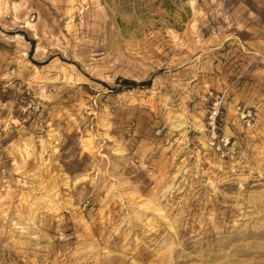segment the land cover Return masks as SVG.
<instances>
[{"label":"rangeland","instance_id":"1","mask_svg":"<svg viewBox=\"0 0 264 264\" xmlns=\"http://www.w3.org/2000/svg\"><path fill=\"white\" fill-rule=\"evenodd\" d=\"M0 264H264V0H0Z\"/></svg>","mask_w":264,"mask_h":264},{"label":"trees","instance_id":"2","mask_svg":"<svg viewBox=\"0 0 264 264\" xmlns=\"http://www.w3.org/2000/svg\"><path fill=\"white\" fill-rule=\"evenodd\" d=\"M120 83L122 85H127V86H135V85H137V83L135 81L130 80V79H126V78L121 79Z\"/></svg>","mask_w":264,"mask_h":264},{"label":"built area","instance_id":"3","mask_svg":"<svg viewBox=\"0 0 264 264\" xmlns=\"http://www.w3.org/2000/svg\"><path fill=\"white\" fill-rule=\"evenodd\" d=\"M34 16H32L31 20H33Z\"/></svg>","mask_w":264,"mask_h":264}]
</instances>
